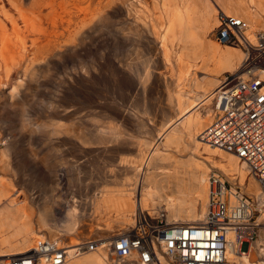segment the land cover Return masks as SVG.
Wrapping results in <instances>:
<instances>
[{
    "label": "bare ground",
    "instance_id": "1",
    "mask_svg": "<svg viewBox=\"0 0 264 264\" xmlns=\"http://www.w3.org/2000/svg\"><path fill=\"white\" fill-rule=\"evenodd\" d=\"M0 3V98L18 108L15 114L18 134L0 151V264H11L15 256L27 255L36 242L45 240L58 247H69L63 264H109V242L113 235L110 234L116 228L117 232L131 225L133 216L141 211L147 210L150 215L163 212L168 222L201 220L208 207L212 174L228 181L233 190L258 195L260 188L249 176L248 167L233 154L203 141L201 134L213 117L210 103L222 81L219 77L225 72H240L244 64L246 54L240 46L254 48L259 45L255 39L264 44V30L257 37L258 28L264 29V0H0ZM121 13L132 16L133 24H141L154 57L139 59L142 70L134 69L139 80L135 91L145 93L161 86L165 95L164 106H157L159 121L155 129L148 128L141 118L145 110L140 109L139 116L131 114L138 135H144L131 138L139 166L128 164L122 157L121 125L127 121L124 110L117 107L110 111L107 105L112 93H116L114 89L126 86L124 70L101 60L92 59L90 64L85 61L88 42L97 43V51L101 47L97 41L103 35L111 38L112 44L124 41L128 22L125 19L115 25L114 20ZM219 13L240 20L246 42L222 45L207 38L218 26ZM19 22L26 31L35 33L30 45L37 47L43 37L46 52L55 51L56 56L64 59L58 94L61 88L63 91L59 101L55 99L58 95L50 91L46 122L39 120L40 111L33 98L34 111L26 115L30 99L25 81L37 90V80L30 76L34 61L26 55L25 37L18 35ZM6 24L15 40L9 37ZM151 60L156 72L146 68ZM208 61L214 64L211 72H207ZM19 65L25 67L23 77L9 83L10 72ZM163 70L174 72L173 76L165 77ZM254 71L264 82V69ZM100 75L113 76L112 85L106 86L111 95L101 90ZM240 76L246 79L247 74ZM183 82L191 89L175 90ZM48 86L53 88L51 82ZM83 114L88 115V132L82 131ZM25 142L29 144L27 153L22 147ZM41 144L46 146L43 151L37 148ZM64 144L80 156L98 151L103 160L116 165L91 169L82 175L72 170L68 183L81 185L80 190L93 192L92 197L66 200L65 219L57 224L53 209L56 200L42 198L35 215L31 207L34 197L21 192L23 199H15L13 195L18 190L13 180L27 181L24 185H30L40 177L50 191L59 189L57 180L64 174L58 173L57 163H50L43 174L35 166L28 168L24 155L31 160H64L56 157L53 148ZM142 186L144 190L140 192ZM80 223L83 227L79 231ZM260 224L258 238L239 256L246 264H264V222ZM91 233L108 241L88 237ZM63 238L66 242L59 240ZM89 239L97 241L96 248L75 256L72 246ZM158 258L160 264H172L164 252H159Z\"/></svg>",
    "mask_w": 264,
    "mask_h": 264
},
{
    "label": "built area",
    "instance_id": "2",
    "mask_svg": "<svg viewBox=\"0 0 264 264\" xmlns=\"http://www.w3.org/2000/svg\"><path fill=\"white\" fill-rule=\"evenodd\" d=\"M217 18L214 39L222 45H242L245 38L240 20L223 13ZM253 50L257 55L244 65L246 79L237 73L225 74L214 91L210 103L213 117L201 138L245 164L260 188L258 195L233 190L228 181L212 174L208 207L201 220L168 222L163 212L150 215L141 211L133 216L131 225L111 236L109 264H160L159 252L172 264H246L239 256L257 239L264 222V82L254 71L264 66V44ZM96 246L97 241L89 239L72 250L80 256ZM67 251L69 247L38 241L27 255L15 256L11 264H63Z\"/></svg>",
    "mask_w": 264,
    "mask_h": 264
},
{
    "label": "rangeland",
    "instance_id": "3",
    "mask_svg": "<svg viewBox=\"0 0 264 264\" xmlns=\"http://www.w3.org/2000/svg\"><path fill=\"white\" fill-rule=\"evenodd\" d=\"M1 4V3H0ZM6 8H10L8 5H6ZM138 9H142L141 7H138ZM128 22L126 25V38L124 41L120 42H112L107 39L105 35L102 36L97 42L101 45V47L96 51L95 46L97 43L88 42L86 50L88 51L87 56L85 57V61L90 64L91 60L94 61L101 60L100 62L107 64V65H113L116 68H120L121 70H124V75L126 76V86L123 87L122 90L120 88H116V93H112L114 95H111V90H109L106 86H111L113 83V76H105L100 75L99 76V83L100 88L103 90V92H110V100H108V108L110 111H115L117 107H120L124 110L127 121L124 122L123 125H121V131L123 133V152L122 157L126 159V162L128 164H134L136 166H139V161L135 160L134 155L135 153V147L133 146L132 139L133 136H137L138 133L136 131V128L134 127L133 122V116L131 114L135 115H141L139 112L141 110H145L144 115L141 116L143 121L146 123L148 128H156V124L159 121V105L164 106L165 103V95L162 92V87H158V90H151L150 92L143 93L138 89V91H135V84L137 82L139 83V80L137 76L134 75V69H138V71L142 70L140 60H145L148 58H151L153 60V54L150 52L149 46L145 40V38H148L147 33H145L144 29L142 28L141 24H133L132 23V16L126 17V14L121 13L120 15L115 18V25H118L122 22V20H125ZM8 26V34L9 37L15 40L13 37H16L14 34H12V29H10V26ZM19 36L25 37L26 41V47H27V53L26 55L28 58L33 60V66L31 65V71L30 76L37 80V90L34 89V85H28V81L26 79L25 87H26V93L28 95V98L30 99L26 106V115H31L34 111V105L31 101L32 98L37 102L40 115L39 120L41 122L47 121V116H49V109H48V100L50 97V91H52L56 96V100H60L61 93L63 89L61 88V92L58 94L60 90L59 82L63 80V68L64 65V59L61 57H58L55 55V51L53 52H46V48L44 46L45 42H43V37L39 40V45L37 47H34L31 44V40L35 38V33L33 34L31 31H26L23 25L19 22ZM141 28V29H140ZM142 30V31H141ZM264 29L258 28L257 30V37H259V33L261 34V31L263 32ZM246 31V27H245ZM143 32V33H142ZM146 34V35H145ZM144 36V37H143ZM207 38L210 40H214L213 32L210 31L209 34H207ZM259 44L262 43L259 39H255ZM256 43V44H258ZM108 47V48H107ZM240 49L246 54V59L244 61V64L240 68V72L237 74L241 75L244 73L243 68L245 65V62H250L257 53L253 50L252 47H248V45H242L240 46ZM101 50V51H100ZM103 54V56H101ZM248 58V59H247ZM152 60L146 67L148 70H151L153 72H156L152 65ZM258 59H255L254 62H257ZM42 61L43 64L40 66L36 65V62ZM125 65V67H121V63ZM68 63V62H66ZM110 65V66H111ZM213 62L208 61L206 63L207 72H211L213 67ZM25 68V67H24ZM24 68L22 66H16L11 72H10V81L14 82L17 80L20 76L23 77V71ZM46 69V71H43ZM140 69V70H139ZM257 69H264V66ZM21 70V71H20ZM23 70V71H22ZM33 73V74H32ZM174 72H171L170 70H163V74L165 77H171L173 76ZM234 73V72H233ZM230 72L223 73L219 78L222 79L225 74H233ZM200 76V75H199ZM114 77L117 79V76L114 75ZM104 78V79H103ZM109 80V82L107 81ZM118 80V79H117ZM119 81V80H118ZM51 82L53 88L48 86V84ZM111 83V85L109 84ZM103 84H106L105 86ZM109 84V85H108ZM28 87V89H27ZM50 88V90L48 89ZM97 87V86H96ZM99 88V87H98ZM184 89L185 91H188L191 89L188 86H185V82L182 83L180 87H176L177 89ZM127 90V91H126ZM158 91V92H157ZM68 92V91H67ZM71 92V91H70ZM162 92V93H161ZM69 93V92H68ZM123 95L118 99L120 95ZM186 94V93H185ZM184 94V95H185ZM118 95V97L116 96ZM187 95V94H186ZM122 99V101H121ZM10 102H6V99L3 97L0 98V151L6 147L8 142L10 140H13L16 138L15 136L18 134L17 130L15 129V124L17 122L16 113L18 108L16 106H10ZM141 103V104H140ZM209 107V105H208ZM145 112L147 114L145 115ZM130 116L132 118H130ZM87 119L88 115L83 114L82 120V131L88 132L87 128ZM55 120H58V118H55ZM116 123V121H113ZM154 126V127H153ZM139 136L144 137L143 134H139ZM56 142V138L52 136ZM153 143L155 141L152 139ZM28 143L25 142L22 146L25 153L28 152ZM44 145H39L37 148L39 151H43L45 147H42ZM92 146H89L88 148H91ZM54 150L56 151L57 155L56 157L63 158L64 160H31L27 154L24 155V161L27 163L28 168H31L33 166L37 167L38 170H40L41 173H46L48 171V165L50 163H57L58 165V173L64 174V176H60L59 180L57 182H60V188L54 191H50L46 186L43 185V180L38 177L37 180L33 181L30 185H24L23 181L21 182L18 179L13 180V184L15 189L18 191L15 192L13 195L15 199L22 200L23 195L28 196L31 195L34 197V203L31 205L32 210L34 211L35 215L39 213V210L41 208V202L42 198L45 197L50 198L53 197L56 200V203L53 205V209L56 213V223L60 224L65 219V209H66V200H69L71 197L73 199L82 201L85 200V198L92 197L93 192H87L80 190L79 185L68 183L70 172L72 170L79 171V173L82 175L85 172L90 171L91 169H101V168H107L111 165H116V162H113L111 160H103V155H101L98 151H89L87 154H83L82 156L78 155L77 152H74L72 147L68 144L64 145H54ZM72 148V149H71ZM154 149V148H153ZM89 150V149H88ZM45 153V151H44ZM43 153V154H44ZM42 155V154H41ZM77 157L81 158L80 160H75ZM117 158V157H116ZM116 160V159H113ZM44 164H43V163ZM36 163V164H35ZM34 172L31 174L33 175ZM1 175V171H0ZM141 190H144V186L140 188ZM22 192V193H21ZM134 194H137L136 191H133ZM133 197V199H136ZM40 200V201H39ZM88 220H86L87 222ZM85 222V221H84ZM83 225L80 223L79 231L82 229ZM117 229V228H116ZM116 229H114V232H112L110 235L116 232ZM86 235V234H85ZM88 237L95 238V239H101L102 236L94 235V234H87ZM84 236V235H83ZM82 236V237H83ZM47 237V236H46ZM87 237V236H86ZM49 238V237H47ZM110 238V237H109ZM258 238V237H257ZM52 239V238H49ZM61 241H65V239H59ZM107 240H103L101 242H107ZM245 250V249H244Z\"/></svg>",
    "mask_w": 264,
    "mask_h": 264
}]
</instances>
